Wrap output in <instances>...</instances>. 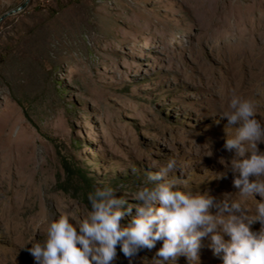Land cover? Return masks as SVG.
Returning <instances> with one entry per match:
<instances>
[{"label":"rangeland","instance_id":"374dc122","mask_svg":"<svg viewBox=\"0 0 264 264\" xmlns=\"http://www.w3.org/2000/svg\"><path fill=\"white\" fill-rule=\"evenodd\" d=\"M24 3L0 22V264H35L26 248L62 215L87 218L98 187L136 204L170 158L178 190L256 214L261 198H242L227 171L236 129L221 116L237 95L264 124V0H0V16ZM247 38L255 51L239 55ZM209 244L199 264H223Z\"/></svg>","mask_w":264,"mask_h":264},{"label":"clouds","instance_id":"9594fccd","mask_svg":"<svg viewBox=\"0 0 264 264\" xmlns=\"http://www.w3.org/2000/svg\"><path fill=\"white\" fill-rule=\"evenodd\" d=\"M221 118L227 120L226 128L236 129L223 145L235 153L227 170L233 174V187L244 199L254 194L261 198L254 216L239 202H214L210 196L178 190L182 181L165 179L178 170L170 158L165 167L148 173L154 186L140 188L133 197L136 204L118 198L111 187H98L88 193L87 218L76 225L67 215L51 222L46 240L26 248L35 264H116L117 248L132 264L141 249L151 250L157 242L162 247L154 264H177L181 256L199 264L204 238L210 239L209 248L223 264H264V150L259 147L264 145V124L256 118V104L237 95ZM133 208L136 215L123 226ZM256 222L261 225L258 232L252 230Z\"/></svg>","mask_w":264,"mask_h":264},{"label":"bare ground","instance_id":"6f19581e","mask_svg":"<svg viewBox=\"0 0 264 264\" xmlns=\"http://www.w3.org/2000/svg\"><path fill=\"white\" fill-rule=\"evenodd\" d=\"M233 42L230 39L224 40V44ZM233 44V43H232ZM236 45L238 46V54L239 55H251L255 51V45L250 39H242L240 41L237 40Z\"/></svg>","mask_w":264,"mask_h":264},{"label":"water","instance_id":"95a60500","mask_svg":"<svg viewBox=\"0 0 264 264\" xmlns=\"http://www.w3.org/2000/svg\"><path fill=\"white\" fill-rule=\"evenodd\" d=\"M25 5H26V3H24V4H22L21 6L17 7L15 10H12V11H10V12H8V13H5V14L1 15V16H0V22H1L6 16H8V15H10V14H13V13H16V12L20 11L21 9H23Z\"/></svg>","mask_w":264,"mask_h":264}]
</instances>
